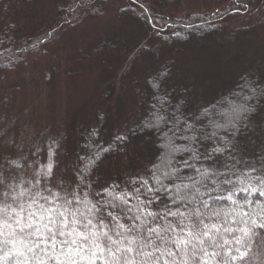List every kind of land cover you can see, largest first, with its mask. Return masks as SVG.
I'll list each match as a JSON object with an SVG mask.
<instances>
[{"label":"snow or ice","instance_id":"obj_1","mask_svg":"<svg viewBox=\"0 0 264 264\" xmlns=\"http://www.w3.org/2000/svg\"><path fill=\"white\" fill-rule=\"evenodd\" d=\"M237 4V12L248 8ZM94 5L75 0L66 11L98 12ZM132 5L122 11L138 10L164 39L171 24L142 0ZM166 76L151 87L158 92ZM261 99L264 84L249 81L196 111L182 100L173 105L167 93L155 96L138 127L157 134L156 159L99 186L93 173L106 155L125 149L128 134L100 146L91 132L69 158L61 138L0 121V264H264V149L240 143Z\"/></svg>","mask_w":264,"mask_h":264},{"label":"rangeland","instance_id":"obj_2","mask_svg":"<svg viewBox=\"0 0 264 264\" xmlns=\"http://www.w3.org/2000/svg\"><path fill=\"white\" fill-rule=\"evenodd\" d=\"M73 3L0 2V23H13L26 42L15 68L0 71V121L7 119L17 128L27 125L43 139L59 137L67 153L76 140V124L91 116L105 92H111L106 98L108 126L132 116L144 86L141 79L163 63L171 60L174 81L189 88L187 100L197 105L227 92L248 69L264 68V0H254L248 10L224 14L218 29L188 42L172 40L166 29L161 39L138 18V10L122 11L135 8L132 0H95L98 12L65 10V20L56 24L59 9ZM155 4L149 5L151 13L183 18L224 13L228 0H155ZM4 6L8 13H2ZM141 140L126 157L100 166V184L114 175L121 179L128 171H141L151 161L154 147Z\"/></svg>","mask_w":264,"mask_h":264},{"label":"trees","instance_id":"obj_3","mask_svg":"<svg viewBox=\"0 0 264 264\" xmlns=\"http://www.w3.org/2000/svg\"><path fill=\"white\" fill-rule=\"evenodd\" d=\"M2 1L3 0H0V2ZM253 1L254 0H239V3H247L248 8L246 10H248ZM142 2L146 3L148 7L149 5H156L155 0H143ZM68 6L64 7L63 10L59 9L54 20L56 24L59 23V21L61 22L62 20H65V13L63 12L68 8ZM237 6V0H228V6L227 9L224 10V13L218 12L220 14L215 16L213 15V13L215 12L194 13L183 18H170L155 13L151 14L155 16L156 19L161 23H163L164 21H168V23L171 24L170 28L166 27L165 29L168 31V34L170 35L172 40L188 42L194 37L205 36L207 34H210L212 30L216 28L218 29V21L221 20V17L224 14L229 15L231 13L237 12L235 11ZM2 10H4L2 11V13H8V6H4ZM241 11L245 10L242 9ZM174 33H178V35ZM0 40L4 41L3 45H0V52H4L3 57H0V64L5 63L7 59H10L12 57L18 58L19 51H21L26 44L25 41H22L18 28H16L15 25L11 22L0 23ZM30 47L31 45L29 46V49ZM5 48L9 49L10 52H5ZM26 49H28V47ZM170 62L171 60L169 61V63L166 62L170 66L166 65V63H163L157 66V68H155L152 72L148 73L143 79H141L140 82L143 81L144 86L137 93V98L135 99L134 103L135 105L131 109V117L127 115L123 116V120H121L119 123L110 124L107 126V117L108 115H110V109L106 98L107 96L111 97V92L108 91L104 93L106 96L102 95L98 106L95 107L91 116L87 117L84 120L82 119V121H79L76 124L73 132V136H75L76 140L71 152H66V156L69 158H74L76 154H79L84 150L83 146L88 143L89 133L91 132L99 133L98 137H94L93 139H95L97 144L100 146H107L109 143H112L114 137L119 133L128 134L130 137V140L124 150L116 151L106 155L93 173L92 179L97 182L98 186L119 179L114 175L113 178H109L106 181L102 180V184H100V172H98L100 166H102L106 161H115L117 157H121V159L123 157H126L127 155H129V153H132L135 143L137 141H140L141 139L149 141L153 145L155 150V155L153 156L151 161L147 163L146 166H144V168L150 166L151 162L156 159V156L158 155L156 145L159 143L157 134L155 132L149 133L146 131H140L138 127L140 125V122L148 116L152 105L156 103L155 96L167 93L170 95L173 105H175L177 101L182 100L184 102V107L186 110L196 111L201 106L215 104L217 101L221 100V98L232 97L235 93H239L241 91L242 85H244L246 81L259 82L260 84H264V68H251L241 74L236 79L234 85L227 92L218 96L209 103L197 105V103L193 104L192 102L187 100V96L189 95L187 94L189 88L187 86L185 87L182 83H179V81H181L179 79H176L174 81L172 70L173 66L172 62L171 64ZM2 70L6 69L0 67V71ZM165 71L167 72V76L163 79V83L161 84V87L157 92L151 87L150 81L157 78L161 72ZM105 104L106 108L104 106ZM252 120L253 123L250 125L249 132L240 137L241 145L247 147L249 152L257 148L264 149V99H261L258 111L256 115L252 117ZM133 132L135 133L134 135L132 134ZM137 172H140V170L133 169L131 171H128L126 172L125 176L119 180L122 181L123 179H126L130 174H136Z\"/></svg>","mask_w":264,"mask_h":264}]
</instances>
